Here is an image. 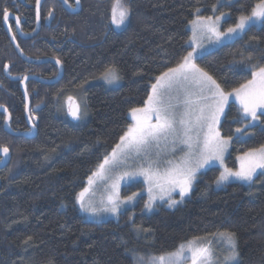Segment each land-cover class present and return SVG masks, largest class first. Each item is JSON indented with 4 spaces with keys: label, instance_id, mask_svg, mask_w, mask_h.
Listing matches in <instances>:
<instances>
[{
    "label": "trees",
    "instance_id": "16d2710c",
    "mask_svg": "<svg viewBox=\"0 0 264 264\" xmlns=\"http://www.w3.org/2000/svg\"><path fill=\"white\" fill-rule=\"evenodd\" d=\"M10 2L0 0V8L9 10ZM257 2L221 0L220 6L217 0H125L131 16L116 29L109 24L114 0H81L82 10L75 15L57 1H47L44 14L54 10L58 23L54 46H29L25 54L61 60L64 75L55 85L32 84L31 100L38 109L35 137L0 136V146L8 147L11 155L8 166L0 171V264H134L135 253H173L196 237H213L225 230L236 234L239 264H264V185L257 183L249 189L230 183L216 190L214 180L220 174L216 167L200 174L190 198L173 210L161 206L145 215L143 195L135 208L123 211L117 220L96 223L86 220L74 203L103 154L131 122L129 109L141 106L149 78L164 70L161 62L167 59L174 64L179 55L191 50L187 44L191 40L189 21L196 9L203 16L229 13L223 22L226 29ZM27 18L31 27L32 11ZM253 37L257 39L249 47ZM237 53L250 55L253 63H264V23L196 63L230 89L251 78ZM6 64L9 68L28 67L0 35L1 68ZM111 65L120 71L122 83L117 89L98 82ZM36 68L43 78L57 77L58 68L53 64ZM12 94L21 101L17 88ZM85 100L87 117L74 121L67 115L70 103ZM5 107L12 114V129L27 131L24 104ZM237 115L238 107L230 104L227 121L221 124L223 135L242 127L234 122ZM250 131V137L231 142L226 160L229 168H237V157L243 152L264 145V131L260 127ZM143 189L138 183L124 193ZM138 227L148 231L138 232ZM28 237L32 239L25 244Z\"/></svg>",
    "mask_w": 264,
    "mask_h": 264
},
{
    "label": "snow or ice",
    "instance_id": "6c2138e0",
    "mask_svg": "<svg viewBox=\"0 0 264 264\" xmlns=\"http://www.w3.org/2000/svg\"><path fill=\"white\" fill-rule=\"evenodd\" d=\"M62 2L68 4V0ZM217 3L223 6L221 0H217ZM39 5L40 0H36L37 22L40 20ZM74 8H81L80 0H76ZM215 9L216 5H213V10ZM199 13L200 9L197 8L194 19L189 21L192 38L187 44L191 50L179 55L174 64L167 59L161 62L164 70L149 78L146 97L141 106L129 109L131 122L126 125L118 142L96 164L95 170L87 178V186L75 195L74 203L78 204L81 211L92 216L110 213L118 217L122 212V205L131 204L139 196V193H132L121 199V182L139 177L147 184V211L151 212L157 201L173 208L191 196L198 174L214 163L223 167V171L214 180L217 188L233 182L249 189L257 183L264 185V145L239 155V167L235 170L223 165L224 154L234 138L242 141L253 135L250 129L256 127L264 131V63H253L250 55L245 57L243 53H237L242 57L239 63L247 68L251 78L230 89H226L196 63L208 54L205 41L221 45L243 38L251 27L264 23V0H258L248 14L239 15L234 25L223 31L220 21L229 13L220 12L215 16H203ZM10 16L20 34H32L24 32L19 15L13 16L6 7L0 8V22L7 24ZM130 16L131 8L125 0H114L109 24L120 28L128 23ZM45 19H54V10H49ZM7 27L11 32V39L15 41L17 33L13 31L11 24H7ZM256 39L253 37L248 46L252 47ZM16 47L23 55L19 43ZM62 63L56 59V64L61 65V70L57 72L58 78ZM8 68L9 65H4L5 72L11 76ZM20 79L28 81L29 77L24 75ZM100 79L108 85H118L121 80L118 67L111 65L105 68ZM24 95L27 98L26 85ZM230 101L239 105L234 122L242 127H236L232 134L225 136L220 125L222 118L227 121L226 109H229ZM0 108L3 106L0 105ZM87 108L85 100L70 106L67 115L74 121H83L88 115ZM8 119H11L10 113ZM28 119H33L31 113ZM31 130L28 129L29 132ZM0 153V164L6 165L10 159L9 148L0 146ZM100 191L107 194L97 199V192ZM174 195H178L179 199H175ZM61 206L67 207L64 204ZM135 230L148 231L142 227ZM212 236L213 239L226 242L224 254L214 249L206 237H196L181 244L176 252L152 257L148 264H178V261H190L191 264H239L236 234L225 230ZM31 239L28 237L24 243L28 244ZM133 258L134 264H144V257L133 254Z\"/></svg>",
    "mask_w": 264,
    "mask_h": 264
},
{
    "label": "flooded vegetation",
    "instance_id": "af4514ba",
    "mask_svg": "<svg viewBox=\"0 0 264 264\" xmlns=\"http://www.w3.org/2000/svg\"><path fill=\"white\" fill-rule=\"evenodd\" d=\"M47 1L48 0H42V2L40 3V7H39L40 20H39V22L36 21V0H11V2H10L11 6L9 9V12L12 13L13 16L19 15L20 21H21V27L23 28L24 32L32 33L31 35H28V36L20 34L19 29L15 25L12 16H10V19L7 22V24L12 25L13 31H15L17 33L15 41L17 43H19L20 48L23 49V54L26 56V58H28V59L30 58L29 60H31V61L56 60L55 58H52V57L36 59V58L28 57L25 54L26 51H29V46L35 47L38 44H48V46H50V47L54 46L55 42H54V38H53V33H54V30L56 29V27L58 26V23L55 24V22H54L55 18H56L55 15H54V19H52V20L45 19L46 14H44V13L46 12L45 5H46ZM55 1H57V0H55ZM57 2L61 5V7L63 9H65L70 14H74V15L79 14L82 10L81 0H80V4H81L80 9L74 8V6H75L74 0H72V3L70 1H68L67 7L69 8L70 11H76L75 13L69 12L68 9H66L63 6V4H61L59 1H57ZM7 4L8 3H6L5 6ZM31 11L33 13V21L31 20L32 26L30 27L29 23H27L30 21V20H28L27 15H28V12H31ZM7 24L4 22H0V35L5 36V38H7V40L9 41V43L12 46L16 55L19 57V59L21 61L25 62L28 65V67L22 66V65L15 66V67L12 66L11 68H8V71L11 72V76H9L5 72L4 67L2 69L0 66V105L3 106V108H0V136H4L5 134H9L7 132V128L14 131L12 129V126H11L12 114L9 111V109H7V107H5L6 104L12 105L16 102H22L24 104L25 121L27 123L28 129H30L29 124H28L27 119H26V103H25V99H24L23 92L21 89L22 80L20 79V77H22L24 75H27L29 77V80L25 81V85L27 86L29 101H30V105H31L30 113L33 116L31 123L33 125H35V128H37L36 124L38 123L37 114H36L38 109L33 107V104H35V102L31 100V95L34 92V90L31 88L32 84H34V83L41 84V82H38L36 80L37 78L41 79V80H46V81H53L57 78V77H55L53 79H46V78H43L40 75L36 74V70H37L36 67L43 66V65H49V64H53V63H46V64L29 63L27 61H24L18 55V53L15 50V47L11 41V38H10L11 32H9ZM34 29H35V32L33 33ZM69 41H72V40L70 39ZM7 65H9V64H7ZM53 65H55L59 71V68L61 67V65L60 66H57L56 64H53ZM15 78H19L20 80L19 81H13L12 79H15ZM34 78H36V79H34ZM46 85H55V84H46ZM15 88H17L21 93V101L17 100L16 94H12V92ZM75 102H77V101H75ZM71 103H70V106H71ZM4 109H6L7 111L5 112ZM9 113L11 114L10 120L8 119ZM14 132H24V133L31 134V132H29L28 130L27 131H14ZM37 133H38V131H37ZM9 154H10V152H9ZM0 157H2L1 153H0ZM6 167L0 169V171L5 169Z\"/></svg>",
    "mask_w": 264,
    "mask_h": 264
},
{
    "label": "rangeland",
    "instance_id": "374dc122",
    "mask_svg": "<svg viewBox=\"0 0 264 264\" xmlns=\"http://www.w3.org/2000/svg\"><path fill=\"white\" fill-rule=\"evenodd\" d=\"M222 1L230 2V1H235V0H222ZM224 20H225V19H224ZM224 20L221 21V23H222V25L220 26L221 31L225 30V29L223 28V22H224ZM262 24H263V23H258V24H256L255 26L260 27ZM114 27H115L116 29H121L123 26H121L120 28H117V27L114 25ZM233 41H234V40H233ZM230 42H232V41H229V42H226V43H230ZM226 43H224V44H226ZM204 44H205V47H206L207 49H209V50H211L212 48H218L219 46L223 45V44H221V45H213V44H209L207 41H205ZM98 82L102 83V84H103L105 87H107L108 89H117V88L120 87V85H121V83H122V81L120 80L118 85H108V84H107L105 81H103L102 79H100ZM72 103H73V102H72ZM72 103H71V104H72ZM232 103L235 104V105L239 108L238 103H234V102L230 101V104H232ZM230 104H229V106H230ZM69 107H70V105H69ZM227 110H228V109H226V112H227ZM129 118H130V117H129ZM223 120H224V119L222 118V119H221V124H222ZM79 122H81V121H79ZM220 130H221V125H220ZM246 138H248V137H246ZM246 138H245V139H246ZM230 147H231V144L229 145L227 151H226L225 154H224L223 165L226 166V167H228V166H227V162H226V160H227V156H228L229 151H230ZM215 167H216V168H219V169H220V172L223 171V167H222L219 163H214L211 167L202 170V172L198 174V176H197V180H198L200 174L204 173L205 171H207V170H209V169H211V168H215ZM238 167H239V161L237 160V168H238ZM237 168H236V169H237ZM234 170H235V169H234ZM197 180H196V182H197ZM196 182H195V184H194V188H195ZM138 183H140V184H142V185L144 186V189H143L142 191H136V192H131V193H129V191H130V190H129V191H128L129 194H126V195H125L124 192H126V191L128 190V188H130V186L135 185V184H138ZM233 183H237V182H233ZM229 184H230V183H229ZM225 186H226V185H225ZM223 187H224V186H223ZM223 187H221V188H217L216 185H215L214 188H215L216 190H219V189H222ZM193 190H194V189H193ZM132 193H139V196H137V197H136V200H135L134 202H132L131 204H125V205H122V212L125 211V210H128V209H133V208H135V206H136V205L138 204V202H139V199H140L143 195L146 197L145 202H144V206L142 207V210H143L142 212H143V214H145V215H150V214H152L153 212L157 211L161 206H164V207H166L167 209H170V210L176 209L177 207L183 205L184 202H185L188 198H190V197H186L182 203L176 205V206L173 207V208H169V207L167 206V203H162V202H160V201H157V203L153 206L152 211L149 212V211H147V210L145 209V204H146L147 201H148L147 184L144 182V180H143L142 177H139V178H137V179H135V180H131V181H127V180H126V181H124V182H121L120 189H119V195H120L121 199H123V198H125V197L131 195ZM106 194H107V193H106V192H103V191L97 192V199H100L102 196H105ZM174 198H175V199H179V196H178V195H174ZM78 207H79V206H78ZM80 212H81V214L86 218V220H88V221H90V222H96V223H98V222H103V221H106V220H111V219H112V220H117V219L119 218V216H120V215H119L118 217H117V216H113V215H111L110 213H101V214L98 215V216H92V215H90V214H88V213H85V212H83V211H81V210H80ZM122 212H121V213H122ZM207 239L211 242V246H212L214 249H216L219 253H221V254H224V253H225L226 242L221 241V240H219V239H213V237H207ZM185 244H186V243H185ZM135 255L144 257V264H148V262L150 261V259H151L152 257H158V256L150 255V254H141V253H135ZM160 256H161V255H160ZM164 256H167V254H165ZM157 264H158V262H157ZM178 264H191V262H190V261H178Z\"/></svg>",
    "mask_w": 264,
    "mask_h": 264
},
{
    "label": "water",
    "instance_id": "95a60500",
    "mask_svg": "<svg viewBox=\"0 0 264 264\" xmlns=\"http://www.w3.org/2000/svg\"><path fill=\"white\" fill-rule=\"evenodd\" d=\"M57 1H59L61 4H63V6H64L66 9H68L69 12H71V13H75V12H76V11H70L69 8L67 7V5H65V4L62 2V0H57ZM74 1H75V3H76V0H74ZM41 2H42V0H40V3H41ZM39 7H40V5H39ZM10 38H11V35H10ZM11 41H12V43H13V45H14V47H15V50L17 51L18 55H19L24 61H27V62H29V63H34V64H46V63H53V64H56V60H41V61H31V60H29L28 58H26V56H25L24 54L21 55L19 49H17V47H16L17 42H16V41H13L12 39H11ZM56 65H57V66H60L59 64H56ZM60 70H61V67L59 68V71H60ZM63 75H64V70H63V68H62V71H61V75H60V77H59V78L57 77V78H56L55 80H53V81L41 80V79H38V78H37V79L34 78V79H36L38 82H41V83H43V84H57L59 81L62 80ZM12 80H13V81H19L20 79H19V78H15V79H12ZM24 88H25V81H22L21 89H22V92H23V96H24V99H25L26 106H27V107H26V119H27V122H28V124H29V127L32 129V130H31V134L24 133V132H14V131L10 130L9 128H7V132H8L10 135L14 136V137L32 138V137H35V136H36V134H37V130H36L35 127H33V124L31 123V120L28 119V116H29V113H30L31 105H30V101H29V96H27V98H26L25 95H24ZM75 104H76V103L73 102V103L71 104V106H73V105H75ZM1 154H2V153H1ZM9 157H10V159H9L8 163H7L6 165L1 164V165H0V169H2V168H4V167L8 166V164L10 163V160H11V156H10V154H9Z\"/></svg>",
    "mask_w": 264,
    "mask_h": 264
},
{
    "label": "crops",
    "instance_id": "0c3cea01",
    "mask_svg": "<svg viewBox=\"0 0 264 264\" xmlns=\"http://www.w3.org/2000/svg\"><path fill=\"white\" fill-rule=\"evenodd\" d=\"M222 25L221 21H220V26ZM191 29V28H190ZM191 38H192V32H191ZM215 48H212L211 50L208 49V52L214 50Z\"/></svg>",
    "mask_w": 264,
    "mask_h": 264
}]
</instances>
